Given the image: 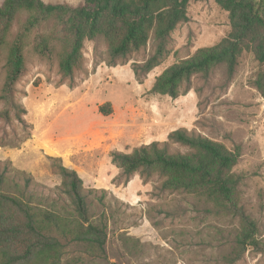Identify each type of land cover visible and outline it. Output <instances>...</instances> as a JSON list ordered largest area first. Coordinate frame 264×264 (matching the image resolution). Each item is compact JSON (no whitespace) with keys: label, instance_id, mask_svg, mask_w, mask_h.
<instances>
[{"label":"rangeland","instance_id":"rangeland-1","mask_svg":"<svg viewBox=\"0 0 264 264\" xmlns=\"http://www.w3.org/2000/svg\"><path fill=\"white\" fill-rule=\"evenodd\" d=\"M29 16L17 12L0 46V94L9 46ZM230 29L228 12L215 0H191L187 20L172 30L164 56L147 74L137 76L133 67L154 54L152 33L144 47L116 65L106 63L110 44L99 36L84 40L72 81L60 71L64 44L53 36V19L28 32L24 70L15 84L23 121L12 111L8 120L0 114V191L23 192L26 200L73 219L56 167L62 164L82 179L89 221L106 232L103 251L68 243L58 264H264V97L254 86L264 62L243 50L232 73L216 64L194 74L176 98L151 90L168 67L217 44ZM104 104L108 113L99 109ZM4 109L0 98V113ZM176 129L237 154L230 169L237 209H226L208 186L174 187L169 180L179 176L169 172L153 170L149 178L135 172L129 180L121 175L114 152L158 141L170 152L191 153L168 139ZM240 213L257 230L254 243L231 260L243 227Z\"/></svg>","mask_w":264,"mask_h":264},{"label":"trees","instance_id":"trees-1","mask_svg":"<svg viewBox=\"0 0 264 264\" xmlns=\"http://www.w3.org/2000/svg\"><path fill=\"white\" fill-rule=\"evenodd\" d=\"M191 0H83L79 5L46 3L43 0H4L0 4V46L19 10L30 12L22 30L9 46L7 73L0 98L6 120L11 111L18 121L25 112L15 98V84L24 70L23 46L28 32L52 18L53 36L64 44L59 61L63 77L72 81L73 72L82 63L84 40L103 37L110 44L106 63L116 65L127 55L144 47L150 33L156 42L152 56L133 67L135 75L147 74L162 59L170 33L187 20V5ZM198 1V0H192ZM228 12L230 32L217 44L199 49L193 56L175 63L156 77L151 90L176 98L188 90L190 78L196 73H208L211 67L224 63L232 73L239 54L246 50L260 63L264 62V0H215ZM41 48H46L42 42ZM72 83V82H71ZM185 83L184 90L180 85ZM254 86L264 97V70L257 73ZM100 111L108 113L106 104ZM168 139L191 150L181 154L170 152L165 143L153 141L130 153L114 152L112 161L121 175L129 180L135 172L149 178L153 170L169 172L174 187L189 184L205 185L220 196L226 209H237L233 202L236 180L230 174L237 154L202 136L176 129ZM61 187L70 198L76 217H64L56 210L43 208L26 200L23 192L0 191V264H58L68 243L104 250L106 232L103 226L89 221L82 179L75 170L56 165ZM192 178V180H191ZM3 181V178L1 179ZM243 227L236 237L231 260L240 258L248 245L254 243L256 225L240 213ZM64 239V242L62 241Z\"/></svg>","mask_w":264,"mask_h":264}]
</instances>
